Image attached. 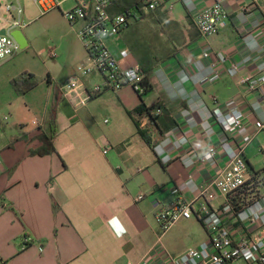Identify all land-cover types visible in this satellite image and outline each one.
<instances>
[{
    "label": "crops",
    "instance_id": "1",
    "mask_svg": "<svg viewBox=\"0 0 264 264\" xmlns=\"http://www.w3.org/2000/svg\"><path fill=\"white\" fill-rule=\"evenodd\" d=\"M222 1L230 17L217 35L204 37L195 26L213 0H179L171 13H134L109 41L123 68L143 69L152 86L144 96L125 87L76 107L62 91L75 69L59 83L53 67L45 90L40 84L22 96L30 112L43 106V123L29 128L20 121L11 131L0 122V264H139L155 255L156 212L179 200L193 205L194 217L173 227L164 246L172 256L200 249V264L210 257L206 212L225 203L213 182L229 164L221 145L245 148L253 174L263 169L264 8L261 0ZM74 57L88 61L86 52ZM247 77L257 81L254 88ZM81 78L88 89L103 83L97 72ZM234 108L244 112V127L225 131L217 116ZM53 110L56 133L46 148ZM212 146L216 159L202 163ZM204 185L212 199L201 195ZM256 212L260 222L249 225ZM223 222L237 239L264 235V191Z\"/></svg>",
    "mask_w": 264,
    "mask_h": 264
},
{
    "label": "built area",
    "instance_id": "2",
    "mask_svg": "<svg viewBox=\"0 0 264 264\" xmlns=\"http://www.w3.org/2000/svg\"><path fill=\"white\" fill-rule=\"evenodd\" d=\"M126 0H75V5L69 10L62 11V6L66 2L59 0H34L38 5L41 15H45L51 10L59 9L64 18L76 29V34L81 42L87 56L86 64H80L76 73L64 85L62 91L66 96L72 97L76 107H83L95 95H100L106 91H120L125 87H130L138 95L145 94L146 76L140 65L134 64L128 68H123L114 53L110 49L109 41L120 36L123 29L128 25L129 12L125 9ZM179 0H138L137 8L133 13L149 15L159 9L171 13L176 8ZM260 0H252L257 3ZM0 9L11 16V20L0 17V31L5 30V35H0V67L12 60L20 52L21 45L12 35L16 30H23L26 24L23 20L24 10L20 0L2 5ZM229 13L224 8L222 0H213L195 18V26L204 37L217 35L228 26ZM8 24V25H7ZM43 55L49 59H57L58 52L55 48H49ZM205 53L204 57H209ZM128 57V53H123ZM97 72L103 78L102 84H97L88 89L82 82L81 77L89 76ZM215 75L219 76L221 70L214 69ZM244 83L254 88L257 81L251 77L243 79ZM244 112L234 108L220 112L217 121L225 131L241 130L244 127ZM108 122L107 120L105 121ZM259 130L264 133V122L259 126ZM109 148L104 150L108 153ZM221 150L229 158V164L220 175L214 180V185L219 193L225 198V203L221 207L207 208L206 227L211 241V255L202 264H264V235L252 238L237 239L225 226L223 216L234 213L231 197L242 194L246 190L247 202H252L255 196H261L264 191V173L253 174L244 157L245 148L235 151L228 144H222ZM218 149L209 147L205 156L200 161L204 164L214 161L218 154ZM262 157V167L264 169V147L260 148ZM0 159V174L1 169ZM201 195L211 198L207 185L201 187ZM140 196L139 199H142ZM194 217L193 205L183 200L175 204L161 208L156 212V222L160 227L161 234L153 248L154 256H150L139 264H200L202 251L197 248H189L180 256H172L163 243L164 236L182 220H189ZM260 215L253 213L248 220L249 225L258 224ZM164 254L160 261L159 255ZM127 264H133L131 262Z\"/></svg>",
    "mask_w": 264,
    "mask_h": 264
},
{
    "label": "rangeland",
    "instance_id": "3",
    "mask_svg": "<svg viewBox=\"0 0 264 264\" xmlns=\"http://www.w3.org/2000/svg\"><path fill=\"white\" fill-rule=\"evenodd\" d=\"M0 1L2 5L12 2L16 3V0ZM65 1L62 11L74 7L75 0ZM20 3L24 10L23 20L26 24V28L22 31L26 36L28 46L22 48L14 59L0 67V83L3 84H0V122L4 128L11 131L20 128V121L24 122L23 125L29 128L37 126V124L43 123L46 114L43 106L38 110L34 108L31 112L26 109L27 99L14 91L12 84H9L7 78L13 75H17V78H19L23 74H32L35 75L38 85L41 84L40 89L43 88L42 90H45L50 70L56 68L54 72L57 73L59 83L69 81L72 71L74 69L76 71L77 67L81 64L77 62V58L74 57L75 54L77 56L78 53L85 52L72 28L73 26L64 18L61 10L54 9L42 16L34 0H20ZM261 5L264 8V0H261ZM0 17L5 20L12 19L2 9H0ZM49 48L57 50V59H49L47 55H43ZM72 52H74V56ZM65 79L67 80L65 81ZM44 99L45 93L43 92ZM53 99L51 95L50 102ZM16 100L19 101L16 103ZM9 101H14V106L4 109V105ZM16 104L22 106V109L15 110Z\"/></svg>",
    "mask_w": 264,
    "mask_h": 264
},
{
    "label": "trees",
    "instance_id": "4",
    "mask_svg": "<svg viewBox=\"0 0 264 264\" xmlns=\"http://www.w3.org/2000/svg\"><path fill=\"white\" fill-rule=\"evenodd\" d=\"M125 4H126L125 9H127V12L130 13L128 16V20H129L131 17H135V14L133 13V11L132 12H130V11L134 10V12H135V10L137 9L135 7V5L137 6L138 0H126ZM11 84L14 88V91L18 95L23 96V95H26L31 90L35 89L38 86V81L36 80V77L32 74H23L19 78L12 80ZM145 88H146L145 94H147L152 89V86H151L147 76L145 79ZM138 112H139V114H142V113L146 112V110H144L142 108ZM50 125L52 128L51 136L43 138L46 148H49L51 146V143L54 140L55 133H56V111L55 110H53L50 114ZM52 150H54V148ZM37 153L38 154H44L43 150H39ZM261 173H264V169H262ZM246 191L243 192L242 194H238V195L231 197V202L233 205L234 213H237L238 211L244 209L247 205H249L251 203V202H247V197H248L247 195L248 194L246 195Z\"/></svg>",
    "mask_w": 264,
    "mask_h": 264
},
{
    "label": "water",
    "instance_id": "5",
    "mask_svg": "<svg viewBox=\"0 0 264 264\" xmlns=\"http://www.w3.org/2000/svg\"><path fill=\"white\" fill-rule=\"evenodd\" d=\"M5 30L0 31V35H5ZM15 39L20 43L21 48L28 46V41L21 30H16L12 33Z\"/></svg>",
    "mask_w": 264,
    "mask_h": 264
}]
</instances>
